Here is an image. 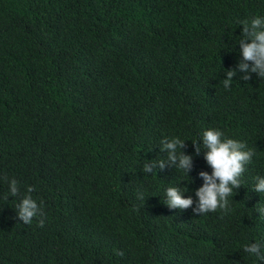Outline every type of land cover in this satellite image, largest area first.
Masks as SVG:
<instances>
[{
    "label": "trees",
    "instance_id": "obj_1",
    "mask_svg": "<svg viewBox=\"0 0 264 264\" xmlns=\"http://www.w3.org/2000/svg\"><path fill=\"white\" fill-rule=\"evenodd\" d=\"M254 16L264 0H0V264H258L243 249L264 247V80L241 79L236 43ZM208 128L255 155L227 210L200 214ZM173 136L189 177L146 173ZM170 186L193 205L170 209Z\"/></svg>",
    "mask_w": 264,
    "mask_h": 264
},
{
    "label": "clouds",
    "instance_id": "obj_2",
    "mask_svg": "<svg viewBox=\"0 0 264 264\" xmlns=\"http://www.w3.org/2000/svg\"><path fill=\"white\" fill-rule=\"evenodd\" d=\"M241 25L242 33L239 36L240 39L236 41L241 57L237 68L244 73L241 79L248 81L254 73L264 80V16H254L242 21ZM235 75V68L225 71L224 87L226 89L231 86ZM185 141L178 136L163 138L160 141L161 151L167 152V160L152 161L151 166L147 162L144 164V171L151 172L157 164L162 169L166 163H170L189 177L192 156L183 151ZM192 143L197 155L203 151L204 159L212 170L211 173L207 171L199 173L203 184L195 190L198 207L193 211L204 214L217 209L227 210L229 197H233V193L241 187V177L245 166L252 161L255 153L247 149L245 143L226 137L217 128L205 129L200 138ZM28 191L31 192V189ZM253 191L264 193V176L256 177ZM18 192L17 181L12 179L9 182V193L16 196ZM188 192V188L177 186L166 188L165 204L170 209H188L194 203L191 195L186 196ZM139 198L143 199L142 194ZM257 211L260 215H264V208H258ZM39 213L40 208L31 195H25L20 200L16 211L19 220L24 223H30ZM243 250L249 256L255 257L258 264L264 261V247L260 243H248Z\"/></svg>",
    "mask_w": 264,
    "mask_h": 264
}]
</instances>
